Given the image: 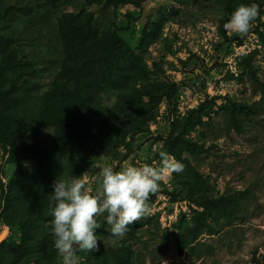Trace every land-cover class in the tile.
I'll use <instances>...</instances> for the list:
<instances>
[{"label":"trees","instance_id":"trees-1","mask_svg":"<svg viewBox=\"0 0 264 264\" xmlns=\"http://www.w3.org/2000/svg\"><path fill=\"white\" fill-rule=\"evenodd\" d=\"M214 1L224 13L220 35L226 43L234 41L223 27L231 14L242 4L256 3L260 16L252 24H257L255 34L264 49V0ZM61 4V0H48L42 7L56 10ZM85 4L113 10L123 5L141 7L140 0H85ZM17 13L30 16L34 10L5 7L0 0V24ZM57 27L63 58L44 92L33 81L38 74L35 63L22 57L17 48L19 40L0 29V145L12 154L16 166L14 176L1 191L0 220L15 237L0 244V264H57L51 223L53 182L57 178H81L90 172L95 150L125 148L130 152L129 141L149 130L162 100L175 109L169 134L161 139L162 150L184 165L183 172L173 173V191L167 195L172 203L188 202L192 211V226L179 233V254L193 247L203 234L214 233V224L235 220L241 207L236 195L213 196L209 179L187 157L210 153L192 133L205 124L204 117H210L206 110L211 101L178 116V84L151 80L145 53L158 40L162 22L144 30L138 51L120 37L114 24H100L92 12L64 13L57 18ZM255 56L246 57L242 67L264 98V82L258 75ZM110 100L114 101L112 107L107 105ZM223 109L237 133L244 132L242 121L255 113L254 106L245 103L228 102ZM26 134L36 143V169L32 172L18 157ZM40 136L43 147L37 140ZM147 224L146 219L129 225L123 238L113 237L110 226L101 225L97 229L99 250L89 252L84 264H130L135 254L133 240ZM253 261L258 264L256 258Z\"/></svg>","mask_w":264,"mask_h":264},{"label":"rangeland","instance_id":"rangeland-1","mask_svg":"<svg viewBox=\"0 0 264 264\" xmlns=\"http://www.w3.org/2000/svg\"><path fill=\"white\" fill-rule=\"evenodd\" d=\"M5 7L31 8L30 16L12 15L0 29L17 38L22 57L35 63L38 70L33 79L46 91L54 80L62 61L61 41L57 18L64 13L92 12L105 26L114 24L118 34L138 51L145 29L162 22L158 40L149 45L145 62L153 82L177 83L178 116L211 101L204 117L205 124L192 137L205 145L210 153L199 157L187 156L192 166L209 179L212 194L236 195L241 207L229 224L221 220L214 224V233L203 234L193 245L179 254V233L192 226L191 205L172 203L168 192L173 191V173L160 182L155 196L146 202L150 214L136 222L148 220L133 240L134 257L130 264H264V98L253 85L242 62L256 53L254 62L264 82V49L252 24L245 35L228 33L233 42L226 43L220 35L222 8L214 0H190L179 5L174 0H140L141 7L123 5L119 9L87 6L85 0H61L56 10L42 7L48 0H2ZM264 31V10L262 16ZM1 31V30H0ZM214 100V102H212ZM228 102L254 106L251 119L243 120L244 132L237 133L223 107ZM108 107L114 101L107 103ZM175 109L166 100L159 104L156 118L149 130L137 134L129 142L131 151L95 150L92 170L83 177L85 187L98 195L100 171L111 166L119 171L127 166H159L162 138L170 131ZM43 147L41 136L37 139ZM36 143L27 134L23 137L18 157L27 171H35L33 159ZM12 154L0 145V202L1 191L15 174ZM107 213L95 216L99 225L106 223ZM99 227V228H100ZM98 239V233L96 231ZM15 236L0 220V244ZM88 251L77 252L78 264H84ZM57 264H62L59 256Z\"/></svg>","mask_w":264,"mask_h":264},{"label":"clouds","instance_id":"clouds-1","mask_svg":"<svg viewBox=\"0 0 264 264\" xmlns=\"http://www.w3.org/2000/svg\"><path fill=\"white\" fill-rule=\"evenodd\" d=\"M260 16L256 3L238 6L223 27L228 33L245 35ZM159 166H127L116 171L104 166L100 171L98 195H92L83 178H57L52 185L54 206L53 246L62 264H78L77 252L98 251L96 231L100 225L95 216L107 213L106 223L113 237L123 238L128 226L150 214L146 201L158 190L160 182L172 173L184 170L182 162L167 151L159 152Z\"/></svg>","mask_w":264,"mask_h":264}]
</instances>
